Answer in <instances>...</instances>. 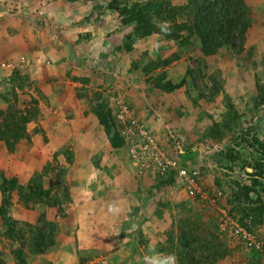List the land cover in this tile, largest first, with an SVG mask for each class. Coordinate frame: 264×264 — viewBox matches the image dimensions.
<instances>
[{"label": "rangeland", "instance_id": "1", "mask_svg": "<svg viewBox=\"0 0 264 264\" xmlns=\"http://www.w3.org/2000/svg\"><path fill=\"white\" fill-rule=\"evenodd\" d=\"M221 2L205 55L192 0H0V264H264V0Z\"/></svg>", "mask_w": 264, "mask_h": 264}, {"label": "trees", "instance_id": "2", "mask_svg": "<svg viewBox=\"0 0 264 264\" xmlns=\"http://www.w3.org/2000/svg\"><path fill=\"white\" fill-rule=\"evenodd\" d=\"M194 1V19H195V39L201 42V48L205 55L214 53L220 46H234L233 40V28L236 27L240 20H237L235 23L232 20L223 21L217 15L219 5L222 3L221 0H192ZM239 1V0H232ZM217 4V5H215ZM217 6V7H216ZM120 15L123 17L124 23L137 22L138 26L136 27L135 34L142 33L146 34V26L144 25L147 21L146 16H149L151 10L147 4H132L131 8H122L119 9ZM226 11H228L226 9ZM239 18V16H237ZM150 20V19H149ZM186 28V27H183ZM187 29V28H186ZM189 32L191 31L188 29ZM193 35V32L191 33ZM190 35V37H192ZM185 84L181 80L178 84L170 86L169 92H172L175 89H179ZM99 116V115H98ZM103 118V119H102ZM108 117L101 116L100 122H106ZM112 142L115 143L114 147H117L121 140L118 139L117 134H113L111 138ZM14 185L13 181H8L3 179V184ZM12 187V186H11ZM5 191V188L2 190ZM247 191V189H246ZM248 192V191H247ZM244 196V195H243ZM245 200H248L247 193L244 196ZM241 227L243 225H240Z\"/></svg>", "mask_w": 264, "mask_h": 264}, {"label": "built area", "instance_id": "3", "mask_svg": "<svg viewBox=\"0 0 264 264\" xmlns=\"http://www.w3.org/2000/svg\"><path fill=\"white\" fill-rule=\"evenodd\" d=\"M136 127L138 131L136 134L133 133V137L130 138L131 145L129 146L131 156L135 162L138 163V157H140L150 161L151 164H154L156 160L158 165L163 167V169H167L168 166L174 167L175 164L171 161L165 160L163 154L159 152L156 143L152 140L144 125L136 123ZM162 161L164 163L163 166ZM176 172L178 177L187 185L189 195L194 197L198 195L199 190L196 186L197 173H191L185 168H177ZM229 224L231 225L232 234L239 235L244 239L249 237V232L243 229V227H241L236 221L229 219ZM222 230H225V227H222Z\"/></svg>", "mask_w": 264, "mask_h": 264}, {"label": "clouds", "instance_id": "4", "mask_svg": "<svg viewBox=\"0 0 264 264\" xmlns=\"http://www.w3.org/2000/svg\"><path fill=\"white\" fill-rule=\"evenodd\" d=\"M170 264H176V258L174 256L170 257Z\"/></svg>", "mask_w": 264, "mask_h": 264}, {"label": "crops", "instance_id": "5", "mask_svg": "<svg viewBox=\"0 0 264 264\" xmlns=\"http://www.w3.org/2000/svg\"><path fill=\"white\" fill-rule=\"evenodd\" d=\"M94 41H95V40H94ZM96 44H98V45H99V44H101V42H100V43H98V42H97ZM99 54H100V53H98V55H99Z\"/></svg>", "mask_w": 264, "mask_h": 264}]
</instances>
